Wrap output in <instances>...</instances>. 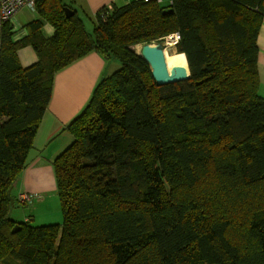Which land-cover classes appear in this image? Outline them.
<instances>
[{
    "label": "trees",
    "instance_id": "16d2710c",
    "mask_svg": "<svg viewBox=\"0 0 264 264\" xmlns=\"http://www.w3.org/2000/svg\"><path fill=\"white\" fill-rule=\"evenodd\" d=\"M161 3H114L105 20L97 10L91 34L60 0H36L19 40L2 24L0 264H264V0ZM173 32L190 76L158 85L131 46ZM27 45L37 60L23 67ZM91 51L120 66L64 128L73 140L53 160L61 222H16L11 191L54 74Z\"/></svg>",
    "mask_w": 264,
    "mask_h": 264
},
{
    "label": "crops",
    "instance_id": "0c3cea01",
    "mask_svg": "<svg viewBox=\"0 0 264 264\" xmlns=\"http://www.w3.org/2000/svg\"><path fill=\"white\" fill-rule=\"evenodd\" d=\"M86 2L92 8V14L95 16V12L101 6L109 2H115V0H86ZM24 10H28L31 15L30 18H28V14ZM16 17L19 25H25L26 22L34 19L36 14L33 10L22 8L18 11ZM53 31L54 29L48 23L42 27V32L45 36H51ZM27 33L28 29H19L14 32L12 39L19 40L26 36ZM257 46L259 93L264 96V18L257 35ZM17 55L23 67L31 65L37 60L36 53L29 45L18 49ZM118 67L115 61L105 60L95 51H91L54 74L50 100L39 123L33 146L29 151V160L33 161L38 155L45 156L47 167H49V162L54 160L73 140L71 134L64 129L65 126L86 105L98 81L109 76ZM40 165L42 168L44 167L41 160ZM37 171L41 173V169L32 170L28 178L34 182L38 181L35 179ZM23 191L25 190L17 192L16 196L13 197L15 201L18 193ZM28 191L37 192L31 189ZM60 217L61 215H54L50 217L51 219L46 218L48 219L46 222H50L46 224L60 223ZM32 219L34 218L32 217ZM43 219V217H38V220Z\"/></svg>",
    "mask_w": 264,
    "mask_h": 264
},
{
    "label": "rangeland",
    "instance_id": "374dc122",
    "mask_svg": "<svg viewBox=\"0 0 264 264\" xmlns=\"http://www.w3.org/2000/svg\"><path fill=\"white\" fill-rule=\"evenodd\" d=\"M129 1L132 0H115V4L117 5L123 4ZM60 2L63 4V7L68 5L71 6L73 10H75L77 14L76 16L81 19L85 30L91 34L92 29L96 24V19L95 16L92 14V8L88 6L86 0H60ZM165 3H167V0H165L161 4H165ZM24 11L27 12L28 18H30L31 15L28 12V10H24ZM164 42H165V38H162L159 40V42H152V43H160L162 45V48L164 49V46L167 47V45H165ZM175 44L176 43H173V48H174L173 51H176ZM164 58H165V54H164ZM118 63L119 62L117 61V66H120V63L119 64ZM40 160L44 164L43 168L40 165ZM48 166L49 167H47L45 156L38 155L33 161L27 158L25 167L20 173L16 181V184L12 188L11 194L13 195V197H15L18 191L25 190L20 193H29L31 191L28 190L31 189L33 191H37L35 193L38 195V197L40 195V197L37 200L33 201V203L35 202L34 204L31 202L26 205H23L25 203H20L18 200L14 201V204L8 211L9 218H11L16 222L27 221L34 225H44L46 223H50V222H46V220H48L46 218L51 219L50 217H53L54 215L57 216L61 215L59 200L56 192V180H55V174L53 168V160L49 162ZM35 169H41V173L37 171L35 175V179L38 181L34 182L28 178V175L32 170ZM32 217L34 219H32ZM38 217H43L44 219L38 220ZM61 219H62V215L59 221H61Z\"/></svg>",
    "mask_w": 264,
    "mask_h": 264
},
{
    "label": "water",
    "instance_id": "95a60500",
    "mask_svg": "<svg viewBox=\"0 0 264 264\" xmlns=\"http://www.w3.org/2000/svg\"><path fill=\"white\" fill-rule=\"evenodd\" d=\"M63 9L66 16L74 13V10L67 6L63 7ZM170 11L171 9L165 10L164 12ZM137 54L148 63L151 75L158 85L184 81L190 76L188 66L177 65L169 72L164 58V51L160 43H142ZM15 226L12 232L16 230Z\"/></svg>",
    "mask_w": 264,
    "mask_h": 264
},
{
    "label": "built area",
    "instance_id": "2783aa9c",
    "mask_svg": "<svg viewBox=\"0 0 264 264\" xmlns=\"http://www.w3.org/2000/svg\"><path fill=\"white\" fill-rule=\"evenodd\" d=\"M150 1V0H144ZM158 3H161L165 0H154ZM170 1V0H167ZM36 0H0V46H1V27L4 22H8L12 26L11 31H18L19 29H23V25H19V21L17 20V13L22 8H28L30 10L34 9ZM115 2H109L103 6H101L99 11V17L102 20H105L107 13L112 9V5ZM96 13V12H95ZM170 36L172 41L176 43L180 37L178 32H173L164 38ZM38 195L34 193H19L17 195V200L20 203H31L35 199H37Z\"/></svg>",
    "mask_w": 264,
    "mask_h": 264
},
{
    "label": "bare ground",
    "instance_id": "6f19581e",
    "mask_svg": "<svg viewBox=\"0 0 264 264\" xmlns=\"http://www.w3.org/2000/svg\"><path fill=\"white\" fill-rule=\"evenodd\" d=\"M173 43L174 42L172 41L170 36L165 38L164 44L167 45V47L164 46L163 51L165 54L166 64L169 72H171L173 67L176 65H182L187 67L185 55L183 53H177L176 51H173L174 50ZM131 48L135 52L139 53L140 45L139 44L132 45Z\"/></svg>",
    "mask_w": 264,
    "mask_h": 264
}]
</instances>
